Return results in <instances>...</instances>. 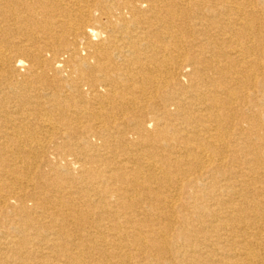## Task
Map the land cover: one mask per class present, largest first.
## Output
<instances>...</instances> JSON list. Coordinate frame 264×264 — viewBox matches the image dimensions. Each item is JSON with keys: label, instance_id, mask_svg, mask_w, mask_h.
I'll use <instances>...</instances> for the list:
<instances>
[{"label": "bare ground", "instance_id": "bare-ground-1", "mask_svg": "<svg viewBox=\"0 0 264 264\" xmlns=\"http://www.w3.org/2000/svg\"><path fill=\"white\" fill-rule=\"evenodd\" d=\"M0 264H264V0H0Z\"/></svg>", "mask_w": 264, "mask_h": 264}]
</instances>
